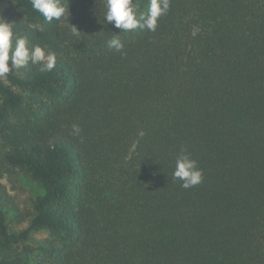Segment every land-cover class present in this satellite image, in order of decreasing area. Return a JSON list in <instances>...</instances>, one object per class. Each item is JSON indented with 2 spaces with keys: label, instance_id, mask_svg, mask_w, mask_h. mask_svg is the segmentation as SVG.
<instances>
[{
  "label": "trees",
  "instance_id": "1",
  "mask_svg": "<svg viewBox=\"0 0 264 264\" xmlns=\"http://www.w3.org/2000/svg\"><path fill=\"white\" fill-rule=\"evenodd\" d=\"M67 3L51 23L30 0L2 10L56 64L0 77V264H264V0H170L128 32L105 0ZM181 149L203 173L188 189ZM14 173L42 189L25 211Z\"/></svg>",
  "mask_w": 264,
  "mask_h": 264
},
{
  "label": "clouds",
  "instance_id": "2",
  "mask_svg": "<svg viewBox=\"0 0 264 264\" xmlns=\"http://www.w3.org/2000/svg\"><path fill=\"white\" fill-rule=\"evenodd\" d=\"M32 8L51 23L69 17L67 0H30ZM170 0H150L147 14L139 13L134 0H105L104 19L120 31L128 32L137 28L155 31L159 17L169 9ZM72 25V24H71ZM72 33L78 35L79 30L72 25ZM110 50L123 53V43L118 36L107 41ZM11 53V55H10ZM39 64L41 72H50L56 64L55 53L46 51L40 45L28 47L27 38L16 35L13 25L0 18V77L6 76L13 69L25 68L28 64ZM76 130L78 131V126ZM173 179L181 181V187L188 189L200 184L203 173L184 149H181L175 160Z\"/></svg>",
  "mask_w": 264,
  "mask_h": 264
},
{
  "label": "rangeland",
  "instance_id": "3",
  "mask_svg": "<svg viewBox=\"0 0 264 264\" xmlns=\"http://www.w3.org/2000/svg\"><path fill=\"white\" fill-rule=\"evenodd\" d=\"M6 5V0H0V18L3 19L2 10ZM2 183L5 184L7 193L10 194L15 204L18 205L22 211L30 208V201L37 194L42 192L41 187L36 183L31 181L25 175L21 173H14L10 175H5L1 178ZM6 208V207H5ZM13 213V212H12ZM11 213L10 209L7 213L8 221L12 229L21 230L27 227V221H23L21 223H16L14 220V216ZM46 236L45 230H39L33 234L34 239H41Z\"/></svg>",
  "mask_w": 264,
  "mask_h": 264
}]
</instances>
